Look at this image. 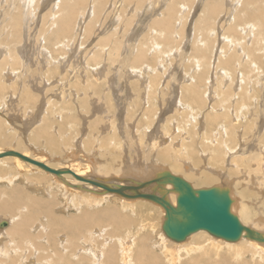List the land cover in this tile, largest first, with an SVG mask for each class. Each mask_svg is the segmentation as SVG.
Masks as SVG:
<instances>
[{
    "label": "bare ground",
    "instance_id": "bare-ground-1",
    "mask_svg": "<svg viewBox=\"0 0 264 264\" xmlns=\"http://www.w3.org/2000/svg\"><path fill=\"white\" fill-rule=\"evenodd\" d=\"M87 1L89 2L90 0H21L22 9L24 10V15H22V17L25 16L23 20L30 21L34 19L33 17L35 15H33V11L35 12L36 6L39 7L40 4L46 5L47 2L53 3L51 7L47 8V10L50 11V15L47 17H50V22L55 21V24L52 23V25H60L61 28L59 29H62V31L60 33H54L57 37L54 36V39L61 38L62 40V37L65 38L67 34L71 36V30H73L72 25H74L75 21L74 13L87 6L85 4ZM93 1L96 7L94 8L91 2L89 12L87 14V9L85 10V14H87L88 17L89 15H94V17L97 16L95 14H97L98 11H102H97V7H101V5L102 7H106L105 4L103 6V3L109 1L110 3L108 4L111 8L109 12L111 14L114 13L112 21L109 22L110 27L112 24H116L119 16H122L117 15V13H120L121 8L122 11L123 9H128L135 12V9H137L140 4L143 8L146 4H144V0H137L132 6L131 3L134 0ZM146 1L148 0H145V2ZM153 1L151 4L158 12L155 18L152 17L153 24L150 23V25H154L153 27L151 25L152 29H154V27H159V31L162 30L163 32L156 30L155 32L152 29L148 30V33L152 35V38L150 36L149 40L152 39L153 41L151 46L149 45L148 47L147 44L150 42H147L145 36H142V32L135 31V29L137 30L136 26L138 24L134 26L132 23L135 21L128 22V19L126 20L125 17L124 19L120 17L122 20H126L128 26L127 24L125 25L129 27L128 29L126 26H121L127 29L123 34L122 40L129 35L127 40L131 43L127 45L128 47L126 46L127 49L125 48V51L127 53L126 56L124 55L125 57L123 59L120 58L121 50L119 52V48L121 49V47L119 46V48L117 47L118 49H116V46L120 43L118 42L119 44L117 43V45L114 44L115 47L112 43V48L114 47L113 49L116 50L117 53L114 51L116 55L114 54L111 56L110 62L118 66H116L117 74L123 69L122 76L124 75L127 77L128 74L130 75V77L128 76L130 79L133 77V81L129 79L124 80L127 81V85L132 84L134 89L138 88L136 93H140V89L143 90L142 93L146 92L147 99L160 96L159 90H161V86L164 85L166 92L171 90L173 97H175V100L171 102L170 106L175 104L178 109H180L178 110L180 112L182 108H186L194 113L189 117L191 123H196L198 121L202 123V121H206V119L208 122L210 120L217 121L220 117H228L230 115L228 122L220 127L221 131L216 134L215 140L219 139L218 136L223 138L215 144L212 143L210 146L214 147L216 155L220 148H226L228 153H232L227 157V163H230L231 158L234 157H237L235 160H242L241 162L246 163L244 159L239 157L248 154V156L257 159L259 166L263 169V177H261V179L263 181L262 185L264 186V127L262 126L260 130L257 129L254 133L256 142L258 143L259 141V144L254 145L256 143L254 141L252 146H247L248 138L246 137V132L251 130L249 125H259V119L261 117L264 118V96L261 95L259 100L258 97H255V94H250L251 96H248L245 92L246 87L254 85L253 81L258 80L255 75H252L254 72H251V67L255 65L261 66L263 63L262 58L257 54L264 49V43H262L264 42V0H223L225 2H223L224 5L218 2V0H201L202 7H200L202 9L201 14H203V20L201 21V25L200 23H195L194 28L200 29L202 33L198 31V36L194 35L196 37L193 39L194 42H192L193 62H191L193 68L190 64L186 66L185 71L188 70V73H186L182 80L176 76L172 77L173 75L170 76L172 78L169 76L165 77L166 75L164 76L163 73L167 72L166 68L160 63V70L159 68L157 69L155 67L156 62L153 61L154 59H150V52L152 51L157 55V52L161 50L160 42L168 46L169 44L177 46L176 40L179 34L185 31L183 14H186L190 10L189 7L193 9L197 7L194 6V4L196 2L198 3V0ZM0 2L3 4V0ZM190 2L192 4H190ZM14 3H10L8 7L6 6L5 16H10L9 19H13V24L11 23L12 21H9L11 23L10 28H12L13 31L16 30L15 33L17 34V30L21 23L17 20V18H19L18 14H14L18 9V7H16L17 5L15 6ZM142 9L141 11H143ZM54 10L56 11L54 12ZM0 11L2 13L1 7ZM81 12L80 10V13ZM103 12L105 11H102V13ZM125 12L126 11L123 13ZM83 13L81 14L83 15ZM102 13L100 12L101 15L104 14ZM126 13L124 15H126ZM48 14L46 13L45 16ZM138 15L140 14L137 13V16ZM3 16L2 18L5 17ZM107 16L108 15L105 17ZM151 16L153 15L151 14ZM83 18L82 16L81 19ZM78 19H80V17ZM101 19L103 20V17ZM213 19H215V21L217 19V22L213 23ZM92 21L96 22V19ZM124 21L122 22L124 23ZM83 23L84 25L82 27ZM86 23L84 18L82 24L79 23L80 25H77L78 29L80 26L82 27L81 30L79 29V32L73 30V32L76 31L78 34L80 32L82 34L85 32L86 35H91L93 31H96L94 28H91L95 23L93 25L90 21ZM96 24L98 25V22H96ZM106 25H108V23ZM211 25H214V27L216 25L218 27L221 34L218 35V37H220L223 42H226V45H224L225 47L215 48L216 51L213 46L216 47L214 44L218 42V39H216L217 41L214 42L213 45L212 40L215 41L213 37L215 35L216 38L218 31H216L217 27L213 28ZM25 26L28 27L27 24ZM44 27H41L44 29L42 34H45L46 27ZM106 28L107 26L105 29ZM112 29L113 28L108 29L107 33ZM114 30L116 31L117 29ZM129 30L130 33L128 32ZM46 31L48 32L49 30L46 29ZM115 33H117V31ZM115 33L114 36L117 35ZM132 33L134 35L130 38ZM42 34L41 36H43ZM112 34L113 32L109 35ZM1 35L2 32L0 30V38ZM79 35L77 36L78 38ZM46 36L48 35L46 34L43 36V45L42 43L40 44L42 45L40 47L41 52L44 53H40L42 60L44 59L46 61L47 66L51 65L52 62L58 65L56 66L58 68L64 66L67 62H62V59L65 60L68 57H65V59L54 57V53L50 49L51 39L48 40L50 41L49 43H47L48 41L46 40L44 41ZM50 36L49 34L48 37ZM70 36L68 35L67 37L70 38ZM77 37H75V40L78 39ZM102 37H99L101 40H98L100 43H97L98 45H96V48L98 50L101 48V54H106L107 57L109 51L108 44L111 43L112 40H102ZM72 40L73 39H71V41ZM71 41L68 42L69 45ZM83 41L85 42V40ZM12 42L13 41L8 39H3L0 42V111L7 105L6 100L5 102L3 101L4 92H7L8 89L14 92L19 90V88L16 89V84L21 82L22 78L16 67L19 65L18 56L20 52H18V54L15 52L11 46ZM54 42L56 43V40H54ZM123 42H125V40L121 43L123 44ZM65 43L61 41L56 45L54 44L52 48L57 49L61 44L66 46L67 44ZM95 43L96 42H94V44ZM101 44H104V46ZM254 44L256 46H254ZM105 46L106 48L103 49ZM14 47L16 46L14 45ZM17 49L20 51L19 48ZM176 54H178L177 51L172 50L168 51L166 56L172 58V56ZM98 55L93 52L90 56L91 58H85L84 62L81 61L82 63L78 64V66L71 71V74L73 73L72 76L77 77L78 75L85 74V71L81 70L82 68H91L92 76L86 74L87 78L84 75L81 76L82 79L77 77L75 81L71 79L68 82L61 83L60 86H57V90H55V98L57 100H54V102L64 105V101L67 100L66 94L70 91L72 94L74 93V83L77 85L75 90H82L85 97L88 98V90L97 89V86L102 82H109L105 73V66H103V62L100 61L101 56L99 58ZM80 59L82 60V58ZM37 62L40 65V60ZM81 64H83V66ZM24 70L23 71L26 73L28 69ZM211 71H214V73L211 74ZM152 72H155V74L146 77L148 73ZM210 76H212V78H210ZM63 77H65V75ZM220 77L222 78L220 79ZM163 78L165 79L164 84L162 81ZM23 80L25 79L23 78ZM62 80L63 78L61 81ZM172 80L174 81V85L172 84L173 88H168ZM81 81H83L85 85H82ZM223 81H225L224 86H222ZM119 83L121 84L122 82ZM235 83L237 84L236 89L231 92L228 88L230 86L232 87ZM30 84L27 83L28 88L26 85H20L22 88H20L21 90L19 93L24 99L25 104H30L37 98L30 93L32 87L29 86ZM110 85L112 84L110 83ZM46 86H48V84ZM176 86H179V93H176ZM250 93H252V91ZM213 95L221 96L220 100L223 104L221 113H217L219 111L215 108L217 105L216 103L209 105V107H211L210 110L203 109L199 113L194 110L195 107L202 109L208 102L211 103ZM12 96L14 95H10L9 97ZM17 96L19 97V95ZM52 103V101H48L46 104L47 108ZM42 108L43 107L39 108L38 116L33 118L34 123L31 124V126L34 128L30 130L29 134L37 127L38 130L35 131L34 134L31 133L29 139L36 144L44 143L45 145L47 144L46 146H51V148H57V141L53 139L54 136L52 137L50 133L51 127L49 128L47 125L40 122L42 117L40 118L39 115L43 112ZM51 110L54 111V109ZM68 110L69 109H67V111ZM64 111L67 112L66 110ZM154 112L156 114V111L147 101L146 107H144L143 110L144 118L146 117L148 119L151 113L153 114ZM212 112L216 114L212 115ZM5 118L0 114V155L6 152H11L15 155L0 157V223H7L5 227L0 228V264H264V190L259 192L263 197L262 202L258 200L255 202L260 206H256L257 204L252 201L253 204H251L253 206L255 204V206L252 207L248 202L249 195H245V189L241 188L239 183L232 181L234 179L230 181V178H227L229 176L228 174V176L220 175L221 184H209L207 181H210V177L206 176L203 171L199 172L200 169H197V163L180 161V159L172 153V150L171 156L164 157L163 155L165 152L160 153L159 150H157L160 146L156 140L151 142L152 150L156 151L154 159H150V157L145 159L142 158L143 161L139 159V161H135L134 164L124 161L118 165V167L114 164V158L118 156L117 154L113 155V153H110L112 156L110 160L105 161V163L93 156L84 157L83 154L85 152H79L76 148V150L71 148L65 151L64 158H55V153L58 152L56 149V152L51 150L48 154L44 151L38 152L34 146L32 149L24 146L23 140L24 138L26 139V137L22 135L16 136L13 132H9L7 128H5L8 124L5 123L3 125L4 121H9L6 116ZM201 118L203 119L201 120ZM244 120H246L247 126L244 127L245 132L244 135H242L245 136V138L240 135L239 139L243 147L240 146L237 149L229 147L230 141L235 138L232 131L240 127L239 125H242ZM260 122H262V120ZM42 137H45V142H42ZM172 141L173 139L167 147H171L173 144ZM11 143L15 145L11 146L13 145ZM104 153L101 157L105 158L106 155H104ZM219 162L224 164V160L217 161L216 163ZM158 163H165L167 166H161ZM163 171L168 172L173 177L183 179L195 190H206L215 187L228 190L232 200L231 213L238 217L244 228L254 233L253 238L249 237L246 231H243L238 240L228 241L221 237H216L206 230H200L192 233L183 241L170 239L163 230L167 210L163 205L144 195H157L161 197V195L164 194L167 201L174 208H177L178 194L174 192L173 184L170 182H163L157 186L151 183L148 186L132 192L125 189L130 185L137 187L139 181H152ZM59 172L62 174L59 175ZM79 178H85L90 180V182L93 181L98 184L106 183L111 188L105 191L102 188L100 189L93 186V182H84ZM116 200L117 202L115 203L114 201ZM257 235L261 237L258 238ZM260 239L263 240V242ZM221 245H224V247ZM226 250L228 251L227 253H225Z\"/></svg>",
    "mask_w": 264,
    "mask_h": 264
},
{
    "label": "rangeland",
    "instance_id": "rangeland-1",
    "mask_svg": "<svg viewBox=\"0 0 264 264\" xmlns=\"http://www.w3.org/2000/svg\"><path fill=\"white\" fill-rule=\"evenodd\" d=\"M14 1H15V3H14ZM152 1L153 0H148L145 2V0H144V4L146 3L144 5V8L140 4L139 7H141V8L137 7V9L138 10L140 9V10L138 11L137 9H135L136 10L135 12L128 10V9L127 10L123 9V11H122V8H121L120 10L122 12L120 11V13H117V15L118 16L122 15V16H119L118 20L116 21V24L115 25L112 24L111 27L109 26V22L112 21V19L114 17V15H113L114 13L111 14L109 12L111 10V8L109 7L108 3H110V2L106 1L103 3V6L105 4L106 7H102V5H101V7H97V11L98 10L105 11V12H103L104 14L102 13V11H98L97 14H95L97 16L94 17V15H89V17H88L87 14L91 8V5L95 8L96 4L93 0L92 1L90 0L89 1L90 3L87 1L85 3L87 6L84 7L85 4L83 5V7L85 9L81 8L76 13H74V16H75L74 20L75 21H74V25H72V29L77 30V31L79 29L81 30V28L84 25V23L82 24V22H83V19L85 18V22L88 23V21H90V23L92 25L94 23L96 24V22H98V25L94 24L93 26H91V28H94V30H96V31H93L94 34L92 32L91 35H86L85 32L83 34L80 32L82 35L80 33H79L80 34L79 35L78 34L79 31L78 32L74 31L75 32V34H74L73 30L70 29L71 32L74 35H76V36H74L71 33V36H72V38H71L70 34H67V36L69 35L70 38L74 40V41L72 40L73 42L67 36L65 38L62 37V40H61V38H59L60 40L54 39L56 37L54 33H58V32L60 33L62 31V29L60 30L59 29V28H61L60 25L59 26L54 25L55 21L50 22V20H51L50 17H47L50 15V11H48L47 8L51 7V4L53 5V3L47 2L46 5L40 4L39 7L41 9L36 6L35 12L33 11V15H35L33 17L34 19H32L30 21H26V20H23V18H25V16L22 17V15H24V12H23L24 10L22 9L21 0H11V1L10 0L9 1L3 0V4H2V2H0L2 4V5L0 4V7L2 8V13L0 11V14H1L0 15V26H1L0 30L2 32L0 42L3 39H8L10 41H13L11 46L15 50V52L18 54V52L21 53V51H22L21 55L19 53V56H18L19 65L16 66L19 73H20V76H22L21 82L16 84L17 85L16 89L19 88V90L14 92L13 90L8 89L7 92H4L5 95L3 96L4 97L3 101L5 102V100H6L7 105H6V107H4L2 109V111H0V114L4 118L6 116L9 121H6V122L4 121L3 125L5 123L8 124V126H5V128H7V130L9 132H13L16 136L17 135L25 136L26 139L24 138L23 145L26 147H30L31 149L34 146L38 152L44 151V152H47L49 154L51 152V150L55 151V149H56L58 152H56V151H55L56 153L54 152L56 154V155L54 154L56 156L55 158H58V157L64 158L65 151H68L71 148H73L74 150H76V149L79 150V152H85L83 154L84 157L85 156H87V157L93 156L95 158L100 159L101 162H104V163H105V161L110 160V158L112 156V154H110V153H113V155L117 154V156H118L117 158H114L115 159L114 164L117 167H118V165H120L124 161H127V162H130L131 164H134V162L139 161V159H140V161L141 160L143 161V159L149 158V157H150V159L151 158L154 159L156 151L152 150L151 142L156 140V141H158V144L160 146L159 148H157V150H159L160 153L165 152L163 155L164 157L171 156L172 155L171 150H172L173 151L172 153L178 159H180V161H182V162L183 161L184 162L189 161V162L194 163V164L197 163L196 166H197L198 170L200 169L199 172L203 171L206 176L210 177L209 178L210 181L209 182L207 181V183H209V184H213V185L221 184L222 183L221 176H223V175L228 176L229 175L227 178H230L229 179L230 181L232 179H234L232 181L239 183L240 187L245 189V195H249V197H248L249 204L252 207H254L255 204H257L256 206H260L258 203H255L257 200L262 202L263 197L259 192L261 190H264V186L262 185L263 181L261 179V177H263V174H262L263 169L261 166H259L258 160L248 156L249 155L248 154L246 156L239 157V158L244 159L246 161V163L241 162L242 160H235V158H237V157L231 158V162L227 163V157L229 155H231L232 153H228L226 148H223V149L220 148L217 151V155H216V153L214 152V147L210 146L212 143L215 144L217 141H220L223 138L221 136H218L219 139L215 140L216 134L219 131H221L220 127L224 126L228 122L230 115L228 117H220L217 121L210 120L208 122L206 119V121L203 120L202 123L200 121H198L196 123H191L189 117L194 114L193 112L189 111L186 108H182V110L180 112V111H178L180 109H178L177 105L173 104L172 106H170L171 102H173L175 100V97H173L171 90H168V92H166V89H164V85H162L163 86V87L161 86L162 89L161 90L158 89L160 92V96L151 97V98L147 99V96H146L147 93L146 92L142 93L143 90L139 88L141 90L140 93L139 92L136 93V90L138 88L134 89L132 84L127 85V81L124 80V79H129L130 81H133L134 78L132 77L133 79L132 78L130 79L129 78L130 75H128V74H127V77L124 75L122 76L123 69H122V71L120 70L121 72H118V74H117L116 69L118 66L114 65L112 62H110L111 56L114 55L115 53H117L116 50H114L113 48L115 47L114 44L117 45L118 42L123 46L122 47L119 43H118L119 45L116 46V49H118L119 46L121 47V49L119 48V52L121 50V54H120L121 57L120 58L123 59L126 56L127 52L125 51V48L127 49V47H128L127 45H129V43H131L130 41L127 40L129 35L127 38L124 37L125 42H123V44L121 42L124 41V40H122L123 39L122 37L124 36L123 34L125 33V30H127V29H125L128 26V23L126 22L127 19H128V22H130V21L134 22L135 21L134 23H132V25H134V26L138 24L136 26L137 30L135 29V31H138V32L141 31L142 36L143 37L145 36V38L147 39V42H150L147 44L148 47H149V45L151 46L153 41H152V39L149 40V37L151 36V38H152V35H150V33H148V30L152 29L151 25L153 24V18H155L157 16L156 14L158 12V11H156V9L153 8V5L151 3H153L154 1L153 2ZM91 2H92V4H91ZM93 2L95 5L93 4ZM135 2H137V0L132 1L131 6H132V4H135ZM218 2H220L222 5H224V3H225L223 0H218ZM10 3L11 4L14 3L15 6L17 5L16 7H18L17 11H15V13H14V14H18L19 18H17V17L16 18L21 23L19 26V29L17 30V34L15 33L16 30L13 31L12 28H10V24L11 23L13 24V19H9L10 16H5L6 8L8 6H10ZM148 3H150V4H148ZM190 4H192V3L190 2ZM195 4H194V6H197V7L193 6L194 9L192 7H189L190 10L187 12L188 14L187 13H186L187 15L185 13L183 14L184 22H185V24H184L185 25L184 26L185 31L183 33L179 34V36L176 40L177 46L174 44L173 45L169 44V46H168L167 44L164 45L163 42H160L161 50L159 52H157V55L154 54L152 51L150 52V56H151L150 59H152V60L154 59L153 61L156 62L155 67L158 69L161 65L160 63H162L163 67L166 68L167 72L163 73L164 76L166 75L165 77H168V76L170 77L173 75L172 77L176 76L177 78H180L182 80L183 77L186 75V73H188L187 72L188 70L185 71L186 66H188L189 64L192 66V64H191V62H193L192 61V58H193L192 57V52H193V43L192 42H194L193 39H195V37L198 36L197 34H199V32L202 33V31L200 29L194 28V24L200 23V25H201V21L203 20V14H201L202 13L201 12L202 11L201 0H200V2L198 0V3L196 2ZM88 5H90V6H88ZM97 5H98V3H97ZM142 5H143V3H142ZM145 6H147V7H145ZM105 8H108V9H105ZM191 8H192V10H191ZM141 9L144 12L141 11ZM80 10L82 11L81 13H83V11H84L83 15L80 13ZM85 10H87L86 11L87 14H85L86 13ZM19 11H21V12H19ZM55 11L56 10H54V12ZM124 11L127 12V13L125 12L126 15H124L125 14V13H123ZM149 11H152V12H149ZM45 12L47 14L49 12V14L45 16V14H46ZM100 12L103 15H101ZM140 12H142V13H140ZM19 13H21V14H19ZM137 13L140 15L137 16ZM199 13H200V15H199ZM3 14L5 17L3 16ZM151 14L153 16H151ZM106 15H108V16L105 17ZM109 15H111L112 17ZM225 15H226V13H225ZM2 16L4 18H2ZM82 16L84 17L83 19H81ZM91 16H93V17H91ZM130 16H131V18H130ZM136 16H137V18H136ZM158 16H159V14H158ZM79 17L81 20L78 19ZM102 17H103V20L101 19ZM120 17H122L123 19L125 17L126 20L124 21ZM134 17H135V19H134ZM89 19H91V20H89ZM93 19H94V21L96 19V22H93L92 21ZM108 19H110V20H108ZM6 20H7V22H6ZM40 20H41V22H40ZM78 20H79V22H78ZM9 21L10 22L12 21V22L10 23ZM76 21H77V23H76ZM122 21H124V23ZM212 21H213V23H215V22H217V19H216V21H215V19H213ZM4 22H5V25H4ZM29 22H30V24H29ZM42 22H43V24H42ZM102 22H104V23H102ZM52 23H54L53 24L54 26L52 25ZM79 23L82 24V27L80 26V28L78 29L77 25ZM107 23H108V25H106ZM150 23H152V24L150 25ZM26 24L28 27L25 26ZM125 24H127V26ZM122 25L126 26V27H121ZM216 25H215V27H214V25H211V27L213 26V28H216L217 27ZM7 26L9 29L7 28ZM106 26H107V28L105 29ZM153 26L154 25H152V27ZM41 27L45 28V34H42V31H44V29ZM100 27H102V28H100ZM138 27H140V28H138ZM111 28H113V29L110 30L109 33H107L108 29H111ZM127 28L129 29V27H127ZM15 29H16V27H15ZM46 29H48L49 30L48 32H50V33H48L46 31ZM114 29H117L116 30L117 33H115L116 31ZM141 29H143V30H141ZM159 29H160L159 27L158 28L154 27V29H152V30L159 31ZM39 30H40V33H39ZM58 30H60V31H58ZM130 30H132V29H130ZM130 30L128 31L129 33H130ZM111 31L113 32V34H112L113 36L109 35L112 33ZM216 31H218V33L216 34L217 36H216V38H215V35L213 37V39H215V41L211 39L212 45L214 42L217 41L216 39H218V42L214 44V45H216V47L213 46L215 51L217 48L225 47L224 45H226V42L225 41L223 42L221 40V38L218 37V35H221L220 30H218V27L216 28ZM118 32H119V34H118ZM159 32H163V31L161 30ZM114 33L117 34L116 36H118V35L119 36L118 37L114 36ZM41 34L43 36H45L46 34L48 36H49V34L52 36V37L46 36L44 41L45 40L48 41L51 39L50 40L51 42L48 41L47 43H49V42L51 43L50 49L53 51L54 57H60V58H64V59H65V57H68L65 60L62 59V62L63 61L67 62L64 64V66L58 68V67H56L58 65H55L53 62L51 65L47 66L46 61L44 59L42 60V56L40 55V53L41 54H44V53H42L41 49H40V47L43 45V40H42L43 36H41ZM190 34H192V35H190ZM78 35H79V38L77 37ZM94 35H96V36H94ZM102 35H103V37H102ZM133 35L134 34L132 33L130 35V38ZM194 35H196V36H194ZM226 35L232 37L231 35H228V34H226ZM100 36L102 37V40H104V39H109V41L112 40V42L109 43L111 46L108 44L109 51L107 53L108 54L107 57H106V54H104V55L101 54V52H102L101 48H100V50H98L96 48L97 47L96 45H98L97 43H100V42H98V40L99 41L101 40V38H99ZM75 37H77L78 39H80V38L81 39L80 40L76 39L77 40L76 41ZM113 37L116 39H114ZM191 37H192V39H191ZM85 38H87V39H85ZM95 38L97 41L95 40ZM37 39H38V41H37ZM54 40H56V43L54 42ZM68 40L71 41L70 45L73 43L71 46L68 44V42H69ZM83 40H85V42ZM92 40H94V41H92ZM61 41L64 43L67 42L65 44H67L68 46L61 44V45H59L60 47L56 46V47H58L57 49L52 48L54 46V44L56 45V44L60 43ZM94 42H96V43L94 44ZM41 43H42V45H40ZM112 43L114 46L113 48H112ZM262 43H264V42H262ZM13 44L16 47H14ZM19 44H20V46H19ZM218 44L220 45V47ZM101 45L104 46V44H101ZM254 46H256V45L254 44ZM17 48H19L20 51H18ZM105 48H106V46L103 47V49H105ZM97 50H98V53H97ZM172 50L177 51L178 54H176L175 56H172V58H170V57L168 58V56H166V54L168 51H172ZM226 50H228V49H226ZM114 51H115V53H114ZM93 52L96 53L97 55L99 54L98 55L99 58L101 56L102 60L100 59V61H102L103 66H105V73L108 77L109 82L107 81V83H104L101 81L102 83L97 86V89L88 90V94H89L88 98L85 97V94L82 90H80V89L75 90L77 85L74 83L75 84V85L73 84L74 93L72 94L70 91L66 94L67 100L64 101V105L54 102V100H57L55 98V96H56L55 90H57V86H60L61 83L68 82L71 79H74V81H75V79H77V77H80V79H82L81 76H84V75L86 76V78H87V75L92 76L91 68H82L81 70L82 71L84 70L85 74H82V75L77 74L78 75V76L76 75L77 77L72 76L73 73L71 74V71H73V68H76L78 66V64L84 62L85 58L88 59ZM38 55L41 57H39ZM257 55H259L262 58L263 63L261 64V66H259V65L252 66L251 72L252 71L254 72V73H252V75L253 76L255 75V77H257L258 80L253 81L254 85H250V87L249 86L246 87L245 92L248 94V96L250 94L251 95L255 94V97H258L260 100V96L261 95L264 96V49L259 51V53ZM80 58H82V60ZM38 60H40V65L37 62ZM50 62H51V60H50ZM91 64H93V63H91ZM81 65L83 66V64H81ZM110 67H111V69H110ZM62 68H63V70H62ZM192 68H193V66H192ZM24 69H28V70H26V73L24 72L25 71ZM159 70H160V68H159ZM212 73H214V71L213 72L211 71V74ZM151 74L154 75L155 72L148 73L146 77H150ZM64 75H65V77H63ZM26 76H27V78H26ZM172 77H170V78H172ZM23 78L25 80H23ZM62 78H63V80L61 81ZM210 78H212V76H210ZM221 78L222 77H220V79ZM5 79H6V77H5ZM59 81H61V82H59ZM162 81L164 84L165 79L163 78ZM119 82H122V83L120 84ZM123 82L125 85L123 84ZM173 82H174L173 80L170 82L168 88H171V87L173 88V86H172ZM27 83H29V84L31 83L29 86H32L30 89V93L32 95H34L35 97H37L30 104H28V103L25 104L24 99L21 97V95L19 93V91L21 90L20 88H22V87H20V85L21 84L26 85V87L28 88ZM81 83H82V85H85L83 81H81ZM110 83L112 85H110ZM224 83H225V81H223L222 86H224ZM47 84H48V86H46ZM121 86L124 88H122ZM236 86H237V84L235 83L232 87L230 86L228 89H230V91L233 92L234 89H236ZM8 87H9V85H8ZM107 87H108V89H107ZM41 90H42V92H41ZM178 90H179V86H176V93H179ZM250 90L252 91V93H250L251 92ZM121 91H123V92H121ZM16 94L19 95V97ZM10 95H14V96L9 97ZM110 95H112V96H110ZM220 95H222V94H220ZM220 95L219 96L213 95L212 96L213 99H212L211 103L208 102L207 105L202 109L195 107L194 110L197 113H199L203 109H206V110L209 109L210 110L211 107H209V105L216 103L217 105L215 108L219 111L217 113H221V108H223V104L221 103V100H220L221 96ZM48 101L53 102L52 103L53 105L51 104L50 106H48V108L50 107L49 108L50 110L47 108V105H46L48 103ZM147 101H148V104L150 106H152V108L156 111V114H155V112L153 114L151 113V116L148 119L146 117L144 118V116H143V110H144V107H146ZM119 102H121V103H119ZM40 107H43L42 108L43 112L39 115L40 118L42 117L40 122H42L44 125H47L49 128L51 127L50 133H51L52 137L54 136L53 139L57 141V148H54V147L51 148V146H46L47 144L45 145L44 143L36 144L31 139H29V135L31 133L34 134V132L38 130V127H37L29 134L30 130H32L34 128L31 126V124L34 123L33 118L38 116ZM51 109H54V111ZM67 109H69V110L67 111ZM64 110H66L67 112H65ZM212 113H213L212 115L216 114L215 112H212ZM62 115L63 116L65 115V116L63 117ZM153 118H154V120H153ZM185 119H187V120H185ZM202 119L203 118H201V120ZM254 120H255V118H254ZM259 120L260 121L262 120V122L259 121V123H260L259 125H249L251 130L246 132V137L248 138L247 146L248 145L252 146V143L254 141L256 142V139H255L256 136L254 133L256 132L257 129L260 130L262 126L264 127V118L261 117ZM180 122H181V124H180ZM236 126H238V125H236ZM239 126L240 127H237L235 129V131H232L235 138L232 141H230V144H229V147H233L234 149H237L240 146L243 147V144L240 142L239 139H240V135L245 138V136H243V135L245 132L244 127L247 126L246 120H244V122H242V125L240 124ZM180 128H181V130H180ZM41 139H42V142H45V140H46L45 137H42ZM172 139H173V141H172L173 144L171 145V147H167L168 144H170V141ZM67 142H69V143H67ZM111 143H113V144H111ZM259 143L260 142L258 141V143L256 142L254 145L259 144ZM11 144H13L11 146L15 145L14 143H11ZM29 145H31V146H29ZM109 148H111V149H109ZM111 150H113V151H111ZM263 150H264V148H263ZM101 151L103 153L104 152L106 153V154L104 153V155H106L105 158L101 157V155H103V153ZM34 152H35V149H34ZM221 160H224V164L221 162L216 163L217 161H221ZM205 161H207V162H205ZM158 164L161 166H167L165 163L164 164L158 163ZM204 186H207V185H204ZM252 201H254V203H255L254 206L252 205L253 204ZM114 202L116 203L117 200ZM221 246L224 247V245H221ZM227 252L228 251L226 250L225 253H227Z\"/></svg>",
    "mask_w": 264,
    "mask_h": 264
},
{
    "label": "water",
    "instance_id": "water-1",
    "mask_svg": "<svg viewBox=\"0 0 264 264\" xmlns=\"http://www.w3.org/2000/svg\"><path fill=\"white\" fill-rule=\"evenodd\" d=\"M5 155L15 154L6 152L1 154L0 157ZM61 174L59 172V175ZM79 179L88 183L93 182L85 178ZM163 182L173 184L174 192L178 194L177 208H174L167 201L164 194L161 197L157 195L144 196L163 205L167 210L163 230L170 239L183 241L192 233L200 230H206L210 234L228 241L238 240L243 231H246L248 236L253 238L254 233L244 228L238 217L231 213L232 200L228 190L217 187L206 190H195L183 179L173 177L166 171H163L152 181H139L137 187L130 185L125 189L132 192L151 183L159 186ZM94 183H92L93 186L102 188L105 191L111 188L106 183ZM6 224V222H1L0 228L5 227ZM257 237L261 236L257 235ZM261 241L263 242V240Z\"/></svg>",
    "mask_w": 264,
    "mask_h": 264
}]
</instances>
